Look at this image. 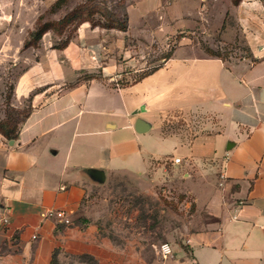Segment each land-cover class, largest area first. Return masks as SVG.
Segmentation results:
<instances>
[{"label": "crops", "instance_id": "1", "mask_svg": "<svg viewBox=\"0 0 264 264\" xmlns=\"http://www.w3.org/2000/svg\"><path fill=\"white\" fill-rule=\"evenodd\" d=\"M179 1H136L130 7L151 6L133 34L130 25L122 32L185 28L191 13L176 16ZM232 14L242 59L179 44L155 71L122 84L144 59L106 60L100 31L82 25L17 77L12 106L29 100V109L14 140L0 133V264H264V0H241ZM150 16L163 27L149 30ZM177 119L189 130L168 132ZM136 121L149 129L137 133ZM132 181L172 184L189 200L188 227L169 238L165 259L157 249L148 258L116 217Z\"/></svg>", "mask_w": 264, "mask_h": 264}, {"label": "rangeland", "instance_id": "2", "mask_svg": "<svg viewBox=\"0 0 264 264\" xmlns=\"http://www.w3.org/2000/svg\"><path fill=\"white\" fill-rule=\"evenodd\" d=\"M55 1L0 0V121H5L4 116L18 113L17 124L20 123L29 109V100L17 101L21 102L20 108L12 106L15 103L12 100L15 80L48 51L57 50L66 41H72L82 25L100 31V39L107 47L106 60L123 64L124 59H129L131 55L144 59L143 66L137 63L134 68L138 70L136 73L129 72L130 67H126L125 74L128 73V76L117 80L122 84L138 80L161 66V59L170 56L179 44L207 55H210L209 52L216 54L223 59H242L246 56L232 14L237 0H202L197 6L193 0L174 2L172 8L176 16L191 13L186 18L185 28L159 33L155 28L161 29L164 19L150 16L146 24L149 30L155 29V34L144 38L127 36L120 29L126 30L130 25L133 34L143 21L138 16L145 13L150 4L142 2L130 7L139 0H64L58 8L51 10ZM37 22L44 24L46 30L40 39L34 41L29 34L34 31ZM27 42L30 45L25 47ZM165 126L171 133L189 130L181 119L165 123ZM140 186V183L132 181L115 213L123 231L132 233L138 247L150 258L161 243H169L171 236L180 241L192 212L189 200L182 198L180 201L183 196L172 184L156 186L153 190L148 184L143 190ZM149 189L151 192H148ZM65 264L78 263L69 260Z\"/></svg>", "mask_w": 264, "mask_h": 264}, {"label": "trees", "instance_id": "3", "mask_svg": "<svg viewBox=\"0 0 264 264\" xmlns=\"http://www.w3.org/2000/svg\"><path fill=\"white\" fill-rule=\"evenodd\" d=\"M63 1L64 0H56L55 2H54V4L51 6V10H54V9H56V8H58L62 3H63ZM241 0H237V1H235V3H234V5L236 6L239 2H240ZM71 20V19H70ZM44 27H46L44 24L43 25H41L39 22H37V25H36V27H35V29H34V31L33 32H31L30 34H29V37L31 38V39H33L34 41H36V40H38V39H40L41 38V36L45 33V30L46 29H44ZM120 31H125V28H122V29H120ZM30 43V42H29ZM28 42L27 43H25V47L26 46H28V45H30ZM69 44V41H66L63 45H62V47H60V48H58L57 50H62V49H64L67 45ZM54 49V48H53ZM209 56H214V57H220V56H218V55H216V54H213V53H210L209 52ZM168 57V56H167ZM220 58H222V57H220ZM223 59V58H222ZM157 68H155L154 70H152L151 72H149V73H147V74H145V75H148V74H150V73H152L153 71H155ZM145 75H143V76H145ZM91 76L92 75H89V76H87V78L89 77V78H91ZM142 76V77H143ZM93 77V76H92ZM142 77H140V78H142ZM139 78V79H140ZM138 79V80H139ZM136 81V80H135ZM17 114L18 113H13V114H9V115H7L5 118V121H0V133L5 137V138H7L8 140H14L15 139V137H16V129H17V119H16V116H17ZM26 114L27 113H25L24 115H23V118L26 116ZM22 118V119H23ZM22 121V120H21Z\"/></svg>", "mask_w": 264, "mask_h": 264}, {"label": "built area", "instance_id": "4", "mask_svg": "<svg viewBox=\"0 0 264 264\" xmlns=\"http://www.w3.org/2000/svg\"><path fill=\"white\" fill-rule=\"evenodd\" d=\"M174 163H179L180 159L176 158L173 161ZM44 218L47 217H53L55 218L60 224L62 225H68L70 223L69 217L65 214L63 211H48L43 215ZM1 222L6 225L8 224V219L6 217H3L1 219ZM36 236H33L32 239H35ZM157 254L160 258L165 259L172 255V248L171 245L167 242L161 243L157 248Z\"/></svg>", "mask_w": 264, "mask_h": 264}, {"label": "water", "instance_id": "5", "mask_svg": "<svg viewBox=\"0 0 264 264\" xmlns=\"http://www.w3.org/2000/svg\"><path fill=\"white\" fill-rule=\"evenodd\" d=\"M134 128L137 133H144L149 129V127L141 121H136L134 124Z\"/></svg>", "mask_w": 264, "mask_h": 264}]
</instances>
